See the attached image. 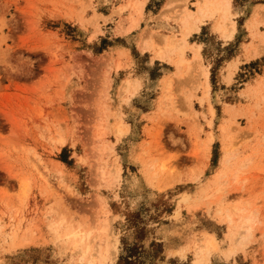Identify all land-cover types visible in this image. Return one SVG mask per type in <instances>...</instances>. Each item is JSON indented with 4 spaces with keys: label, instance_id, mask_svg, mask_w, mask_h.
I'll return each instance as SVG.
<instances>
[{
    "label": "rangeland",
    "instance_id": "1",
    "mask_svg": "<svg viewBox=\"0 0 264 264\" xmlns=\"http://www.w3.org/2000/svg\"><path fill=\"white\" fill-rule=\"evenodd\" d=\"M200 1L0 0V264H264V0Z\"/></svg>",
    "mask_w": 264,
    "mask_h": 264
},
{
    "label": "crops",
    "instance_id": "2",
    "mask_svg": "<svg viewBox=\"0 0 264 264\" xmlns=\"http://www.w3.org/2000/svg\"><path fill=\"white\" fill-rule=\"evenodd\" d=\"M207 0H204V1H200V4H198V7L200 6V5H203L204 4V2H206ZM211 2H214V0H210ZM150 3H151V0H133V2H132V4H134V7L136 8V11L138 10L142 15H143V18H142V20H141V22H143L144 21V19H145V17L147 16V15H149L148 14V8H150ZM215 3V2H214ZM198 7H197V9H195V10H193L194 12H195V14H194V16L192 17V19L191 20H194V19H197V16H200L201 14L198 12ZM191 10V9H190ZM138 12V13H139ZM187 13H189V11H185L184 10V13H183V15H182V17H181V21H183V22H190V19L188 20V21H185V16H186V14ZM205 17H208V15H205V16H200L199 18L200 19H202L203 18V20H201V21H204V23L201 25V27H200V25L198 24V26H199V28H200V30L199 31H197V32H200L201 30H203V28H204V26H207V25H211V32H215L214 31V29H213V27H212V23H213V21L212 20H210V19H205L204 20V18ZM191 18V17H190ZM198 18V19H199ZM200 21V22H201ZM236 34V33H235ZM235 34L233 33V38L235 37ZM231 36V37H232ZM190 38H188V40H189ZM189 43H191V40H189ZM197 44H198V42H196ZM202 48L200 49V55H201V58H202V62L204 63V64H206V60H205V58L203 57V55H202ZM164 51V50H163ZM162 51V52H163ZM187 55H189V56H191V53H189V54H187ZM186 55V56H187ZM160 57H161V55H160ZM179 58V57H178ZM177 58V59H178ZM189 58V57H188ZM176 59V60H177ZM157 60H159V61H161L162 63L163 62H166V63H168V64H171V66L174 68L175 66L172 64V63H170L168 60H165V59H159V58H156L155 59V61L154 62H156ZM173 72L175 71V70H172ZM173 72H170L168 75H171ZM166 76H167V74H166ZM204 76H205V82H203V85H204V89H205V84H206V82H207V80H208V82H209V89H212V85H211V83H210V75H209V72L207 73V74H204ZM171 89H181L180 88V86L178 85V82H177V80L174 78L173 79V82L171 83ZM200 89H202V88H200Z\"/></svg>",
    "mask_w": 264,
    "mask_h": 264
},
{
    "label": "bare ground",
    "instance_id": "3",
    "mask_svg": "<svg viewBox=\"0 0 264 264\" xmlns=\"http://www.w3.org/2000/svg\"><path fill=\"white\" fill-rule=\"evenodd\" d=\"M219 4L223 5L225 7V10L228 11V8H230V0H221L219 1V3H214L211 2L210 0H207L206 2H204L203 5H200L198 7V12L201 14L200 16H204L206 14H210V15H214L215 13H217V11H220V6ZM222 7V6H221ZM194 11L190 10L189 13L186 14L185 16V21H188L189 19L191 20L193 17ZM197 16V19L200 17ZM191 17V18H190ZM219 23V22H218ZM229 36L233 35V31L228 33ZM160 53L162 54V57H165L168 52L166 50H164L163 52L160 51ZM185 61V59L181 56L176 60V65L178 67V69L181 68L183 62ZM207 72V71H206ZM210 92L209 89V82L207 80L206 84H205V89H204V96L203 97H208ZM76 234V233H75ZM207 236L209 237L208 239V244L213 245L214 247H216L217 242L214 240V236L213 234H207ZM208 246V245H207ZM203 248H201L200 250H202ZM207 256V255H206ZM206 256L203 258L205 259ZM208 257V256H207Z\"/></svg>",
    "mask_w": 264,
    "mask_h": 264
}]
</instances>
